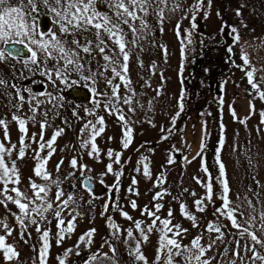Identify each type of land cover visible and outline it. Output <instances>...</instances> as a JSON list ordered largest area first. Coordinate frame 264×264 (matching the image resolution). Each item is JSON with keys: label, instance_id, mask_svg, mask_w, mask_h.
<instances>
[{"label": "rangeland", "instance_id": "1", "mask_svg": "<svg viewBox=\"0 0 264 264\" xmlns=\"http://www.w3.org/2000/svg\"><path fill=\"white\" fill-rule=\"evenodd\" d=\"M111 2L112 0H99L96 8L111 15L114 12V8L109 7ZM195 3L196 0H165L164 3H149L146 5L147 14L137 10L136 15L140 19H130L128 25H122L126 51L129 54L127 77L135 93L131 104L135 109L134 112H130L129 105L123 104L122 101L117 103V107L126 117L127 126L132 129V142L127 149L122 146L124 122L117 118V114H109L104 110L103 105L107 97L105 93V96L99 97L101 100L99 107L94 106L91 101L81 105L82 108L78 106L70 108L65 105L66 102L61 101L47 103L46 97L39 96L38 99L45 103L41 105L34 121L28 119L32 114L26 106L19 112L1 114L0 119L7 123L9 140L4 139V128L0 126V142L6 147L17 146L11 156L5 155L4 159L9 168L15 161L20 183L9 184L8 188L18 187L26 197L31 198L33 192L29 178L38 185H47L50 187L48 199L53 202V208L56 206L57 188L51 184V181L34 175L33 169L37 161L33 158V150L37 148V143L32 142V136L36 134V141H39L40 122L45 120L47 121L44 129L45 141L50 139L54 132L63 129L55 141V152L48 160L46 170L52 180L60 182L59 187L64 193L62 199H67L70 194L74 198L62 212L61 218L66 226L67 221L75 217V230L57 245V220L53 211L45 213L47 217L45 220L36 217L41 229L49 231L50 248L46 264H58L57 257H63L65 264H86L93 255L110 258L113 264H145L144 261H137L134 258L138 243L140 254L146 258V264H157L161 225L157 221V226L148 233L147 226L152 220L141 214L145 206L155 211V204L162 205L157 213L161 219H170L172 225L187 229L182 237H176L182 245L190 246L197 236H202L200 243L205 246L215 240L214 247L205 257L211 258V264H229V261L234 259L236 264H241V261L233 256L234 251H239L240 256L246 258L244 264H252L251 259H248L252 253L246 251L244 247L252 245L250 239L240 236L237 230L231 227L230 222L216 211L222 203L218 199L222 186L216 182L219 171L215 156L218 141L223 135L224 144L220 159L225 165L230 188L228 193L230 207L242 213L236 215L242 228H247L258 239L264 241V230L261 229V214L264 213V124H261L260 115L264 112V99L260 98L258 91L252 89L245 74L247 70L255 69L254 80L259 83L260 91H264V0H211L210 5L208 0H204L202 11L196 13L197 26L193 30L191 16ZM237 9L241 13L240 16L236 15ZM205 12L208 14L207 18L204 16ZM43 15L49 17L51 25L49 30L42 32L56 31L66 48L75 47L70 43L74 39L71 38L72 34H60L59 25L53 22L52 15L46 14V9L41 6L38 20ZM141 21L146 27L142 26ZM177 24L180 26L179 39ZM222 26L223 31H221ZM231 27H235L239 32L240 39L236 44H233L232 35L229 34ZM132 28L136 31L132 32L130 30ZM84 32L85 36L76 40L81 46L91 48V55L80 51V63L84 65V74L88 75L89 70L103 73L96 77L95 83L92 81L87 83L103 93L111 87L107 84V79H113L114 83L120 85L121 97L126 94L131 95L126 93L118 77L113 78L110 66L109 70L105 71L106 62L98 51L99 41L95 34L96 30ZM188 32L192 33L191 44L186 40ZM100 38L105 42L103 46L108 55L112 56L114 52H118L117 46L109 39L107 33L101 32ZM16 39L13 37V40ZM45 39H48L47 35ZM182 39L185 42L183 59ZM27 43L28 41L25 40V44ZM31 47L38 52V60L44 62L41 69L30 64L33 84H44L49 88L59 84L64 85L65 83L56 79L54 74L51 79L47 75L40 74L43 69L52 71L59 67L61 71L64 70V62L59 60L58 54L53 53L57 56L56 60L48 59L35 45ZM229 47H232L231 53L228 51ZM242 52L247 54L251 62V65L243 71L241 70ZM121 62H123L122 57ZM9 64L11 62L6 60L5 65L8 67ZM0 74H3L1 63ZM67 75V84H72L73 80L86 82L80 79L71 65L68 66ZM157 89H160L159 96ZM1 98L5 99L10 107L16 99L13 92L7 98L3 95ZM221 98L223 104H220ZM229 106L234 109L236 119L233 118ZM45 110L48 112L47 116L44 115ZM88 112L95 113V117L83 116ZM14 114L27 121L26 143L29 147L23 159L17 158L21 133L17 123L12 120ZM78 114H82L84 121L75 117ZM174 116L176 121L173 125ZM98 117L104 119V132L95 140L99 155L90 157L88 152L91 150V145L82 148L81 144L89 140L91 135V129H86L85 125L89 121L95 123ZM240 120H245V123L241 124ZM221 124H223V132ZM82 129H85L83 133ZM169 129L171 131H168ZM164 136H167V139H163ZM202 141L203 150H201ZM109 149L113 150L114 155L117 152L121 153L119 164L113 162L114 156L113 159H109L107 155ZM41 155L47 156V149ZM74 157L78 164L87 166L83 173L78 168L73 169L70 166V161ZM170 157L174 160L171 164L168 163ZM61 160L63 164L57 171L56 166ZM202 160L208 170L207 173L202 170ZM109 163L113 165V173L107 172ZM144 163H147L149 168L150 175L147 177L143 174ZM115 172H122L118 188H112L117 183ZM161 176H163L162 183L157 180ZM84 178H90L94 183V189L90 192L81 186V180ZM133 178L137 181L135 185L132 183ZM210 178L213 185V199L204 200V211H197L194 201L206 196L205 185ZM197 179L203 183H197ZM3 187L4 185L0 184V189ZM158 192L165 194L161 199L154 200L153 197ZM8 195L15 197V193L11 191ZM0 200H4L3 195H0ZM132 201L137 204L135 210L131 207ZM5 203L6 207L0 204V222L6 223L12 229V234L7 236L0 224V235H6V243L15 248L19 257L5 261L0 251V264H39L38 254L42 246L40 233H37L36 226L29 224L27 220H25L26 227L21 228L13 215L19 214V209L12 202L5 201ZM106 204H108L107 210ZM181 204L185 205L188 214L195 217L194 221L181 214ZM170 209L171 217L168 216ZM121 211L131 216L132 220L125 219ZM250 216L254 220H250ZM135 221L141 222L147 240L142 239L141 232L135 228ZM110 223L115 224L116 228H111ZM193 223L197 227H193ZM209 223L221 228L223 240H216L218 234L215 231H206ZM90 229H95L90 238L91 244L81 243L78 249L80 255H76L79 238ZM128 229H132L131 238L127 235ZM22 234L23 239H21ZM255 247L260 255H264V247L260 245ZM66 249H73V252L65 257ZM130 252L133 254L130 255ZM164 260L165 256L161 254L159 264H164ZM174 264H185V262L182 257L177 256ZM255 264H261V261L257 260Z\"/></svg>", "mask_w": 264, "mask_h": 264}, {"label": "snow or ice", "instance_id": "2", "mask_svg": "<svg viewBox=\"0 0 264 264\" xmlns=\"http://www.w3.org/2000/svg\"><path fill=\"white\" fill-rule=\"evenodd\" d=\"M99 0H0V41L4 43H10L13 40V37L17 38L15 40L16 43L25 44V40L28 41L25 44V47L28 48V51L31 53L29 60L25 61V66L27 67L29 62L31 65H35L37 69L43 68V63L38 60V52L31 47V45H35L37 49L40 50L48 59L56 60L57 56H54L53 53H57L59 60L64 62V70L61 71L59 67L54 68V70L50 71L44 69L40 71L41 75H47L49 79L52 78L53 74L55 75L56 79L60 80L61 82L65 83L67 86L68 80V66H73L75 72L80 76L81 80L84 81H92L95 83V79L98 75H103V73H94L89 70V74H84V65L80 63V51L91 55V48L89 46H81L78 41L75 39L71 40L70 43L74 45L73 48H66L64 43H62V38L57 35L56 31H48L44 33L39 30V20L38 15L40 11V7L43 6L46 9V14L50 13L53 17V22L59 25L58 31L62 35L67 34H75L77 31H88L90 28L96 29V37L99 41L97 45L98 51L102 54L104 61L106 62L104 68L105 71L110 70L113 73V78H119L121 83L124 85L126 89V93H131V95L126 94L124 97H121L119 94L120 85L116 84L113 85V79H107V84L113 85L111 89V96L106 97V102L104 103V110L108 111L109 114H117V118L124 122L123 127V138H122V146L124 149H127L132 142V129L127 126L126 117L123 114L122 110L117 107V103L121 102L125 105H129L128 110L130 112H134L135 109L131 107L133 103L132 96L135 95L134 90L131 89V81L127 77L128 71V64L127 61L129 59L128 51H126V42L124 40V28L122 25H128L129 20H136L140 19L136 12L137 10L144 12L147 14V7L149 3L158 4L164 3L165 0H112L109 4L110 8H114L115 11L109 15L108 13H104L99 11L96 8V4ZM209 5L211 4V0H208ZM204 0H196V3L192 7V16H191V27L194 30L196 28V13L202 11L203 9ZM179 7V5H176ZM207 13H204L205 18H207ZM219 15V13H217ZM236 15L240 16L241 13L239 9L236 11ZM126 17V18H125ZM161 18H162V11H161ZM142 26L146 27L143 21H141ZM132 32L136 30L134 28L130 29ZM223 26L221 31H223ZM177 37L180 38V26L177 24ZM187 31V30H186ZM101 32L107 33L110 40L117 46L118 52H114L112 56L108 55L105 50L104 41L100 38ZM230 35H232L233 44L239 42L240 36L239 32L235 27L230 28ZM234 34V35H233ZM45 35H47L48 39H45ZM192 33L188 32L187 35V43L191 44ZM39 37V39H37ZM90 43V42H88ZM133 44L135 41L132 42ZM79 50V51H78ZM19 49L17 50V54H19ZM166 51V50H165ZM185 51V42L181 40V54L182 59ZM229 53L232 52V47L228 48ZM121 57L122 61L121 62ZM5 53L0 51V61L5 59ZM241 59L243 61V66L241 70H245V68L251 65V62L248 59L246 53L242 52ZM32 70V69H29ZM254 71L247 70L245 72L248 83L252 87V89L259 92L260 98L264 99V91H260L259 83L255 82L254 80ZM163 79V77H162ZM73 85L77 83V81H71ZM6 82L4 80H0V85H5ZM15 88V85H12ZM21 91L27 92L29 94V99L25 100V97L21 95ZM90 91L93 95L92 103L94 106L99 107L101 104V100L99 97L105 96L104 93L99 92L95 87H91ZM160 95V89H157V96ZM39 96H47L48 100L47 103H53L54 101H58L59 97H54L51 93H32L31 89H17L16 97L19 100V103L14 104L16 111L19 112L22 110L24 103H28L29 111H31L32 116L28 119L35 120L37 112L40 110L41 105L45 103V101H41L38 99ZM183 96V91H182ZM34 102V103H33ZM138 103V102H137ZM151 104V101H149ZM220 104H223V99H220ZM182 109V103H181ZM230 112L233 115V118L236 119V113L231 106H229ZM88 111V110H86ZM74 115L76 113H73ZM89 115L94 113L88 112ZM44 115L47 116L48 112L45 110ZM179 115V113H177ZM261 124H264V112H261ZM247 117L245 118V120ZM12 120L15 121L18 125V130L21 133L20 140H19V150H18V159H23L26 156V150L28 149L29 145L26 143L27 137V121L24 118H21L18 115H13ZM245 120H240L241 124L245 123ZM176 121V117L174 116L172 119V124L174 125ZM97 125L99 127L97 128ZM0 126L4 128V139L9 140V134L7 130V123L0 119ZM47 126V121L40 122V133H39V141H36V134L32 136V142L37 143V148L34 151V159L37 161L33 172L36 177H40L46 181H51L52 185H55L57 191L55 193V208H53V202L48 199V193L50 191V187L47 185H38L34 181L29 178L30 187L33 192V196L31 198L26 197L24 193H22L18 187H12L11 189L8 188L9 184L18 185L20 183L19 172L16 168L15 161L12 162L11 168L8 167L7 163L5 162V155L11 156L13 150L16 149V145H11V147H6L4 143L0 142V184H3V189H0V195L4 196V200H0V204H4L6 207L5 201H9L14 203L17 208L19 209V214H13L18 225L21 228H25V220L29 224H33L36 226L37 233H40V240L42 241V246L38 254L39 264H46L47 254L50 248V244L48 242L49 231L47 229L42 230L39 220L36 219L38 216L40 220H45L47 217L45 213L49 211H53L54 216L57 220V240L56 243L59 245L66 237V235L71 234L75 228V217L73 219L68 220L65 226V221L61 218L62 212L67 209L69 202L73 201V196L70 194L68 195L67 199H62L64 196L63 191L60 189L59 185L60 182L58 180H52L50 173L46 170V165L48 160L52 157L55 152L54 144L58 136L61 135L63 129L57 130L53 133L52 137L47 141L44 140V129ZM85 128L91 129V135L89 140L83 141L81 147H87L89 144L91 145V150L88 152L90 157L98 156L99 149L95 143L96 137L101 135L104 132V119L103 117H98L96 122L93 123L91 121L85 125ZM221 129L223 132V124H221ZM85 129H82L81 132L83 133ZM168 131H171L169 129ZM163 139H167V136L162 137ZM109 139H112L109 137ZM224 144V137L221 135L220 140L218 141V147L216 150V162L218 165L219 171V178L217 179V183L222 186V191L218 196V199L222 201L221 205L216 209L217 213H220L226 220H228L231 224V227L237 230V233L250 239L252 245H245V250L250 251L252 253L251 259L252 264H255V261H261V264H264V255H260L257 252L255 245H260L264 247V241L258 239V237L247 228H242L239 224L238 220L236 219V215H242V213H238L237 209L230 207L231 201L228 198V193L230 188L227 183L226 178V171L225 165L220 159V152L222 150ZM204 144L203 141L201 143V150H203ZM47 149V156H42L41 154ZM109 159H113V162L119 164L121 162L120 157L121 153L117 152L113 153V150L109 149L107 153ZM199 155V153H198ZM146 159V158H144ZM174 160L170 157L168 163H173ZM63 164V160L57 164L56 168L59 171L61 165ZM70 166L73 169H77L83 173L86 169V165L78 164L77 159L74 157L70 161ZM202 170L207 173V168L203 163L202 160ZM139 170V169H138ZM107 172L113 173V165L109 163L107 165ZM143 174L147 177L150 175L149 168L147 163H144L143 166ZM114 175L116 176L117 183L112 186V188H118L119 180L122 175V172H115ZM158 182H163V176L157 178ZM88 183H90V178H88L84 182V186L87 187ZM103 183V181H101ZM133 185L137 183L135 178L132 181ZM197 183H203L199 179H197ZM207 189L206 196L194 201L197 211H204L203 203L204 200L212 201L213 199V185L211 182V178L207 185H205ZM111 190V189H110ZM131 191V188L129 189ZM11 191L15 193V197L12 195H8V192ZM91 191V189H89ZM138 194V193H136ZM165 193L158 192L153 199H161ZM195 195V193H193ZM131 207L135 210L137 208V204L135 201L131 202ZM155 211L147 208L142 210L141 214L148 216L152 223L147 226V232L150 233L153 228L157 226V221H159L161 227V235L159 238L160 246L157 249V257L156 261L159 264L161 259V254L165 256L164 264H174L175 257L179 256L182 257L185 264H211V258H205L206 253L210 251L214 245L215 240L208 243L206 246L200 243L202 236L195 237L190 246L182 245L180 241L176 237H182L183 233L187 232V229H182L179 225H172L170 219H161L157 213L162 208L161 204H155ZM108 204L105 205V209L107 210ZM181 214L186 216L190 220H195V217L188 214L185 211V205H180ZM103 215V213H102ZM121 215L128 220H132V217L129 216L126 212L121 211ZM168 216H172V210H169ZM250 220H254L253 217H249ZM111 218L109 217V221ZM2 224L5 233L7 236L12 234V229L8 227L6 223L0 222ZM111 228H116L115 224H109ZM134 226L137 230L141 232V237L144 240H147V234L144 229L141 228V222L135 221ZM193 227H197L195 223H193ZM261 229L264 230V213L261 214ZM119 231V229H117ZM206 231L213 232L215 231L218 235L216 240H223V232L221 228L218 226H214L212 223H209ZM95 229H90L88 233L82 235L79 238V241L76 245V255H80L78 251L80 244H91V237L94 234ZM171 233V236H169ZM6 235H0V251H2L5 261H11L14 258L18 259L19 253L15 250L12 245L6 243ZM127 235L129 238L132 237L133 232L132 229L127 230ZM88 237L89 239H86ZM21 239H23V234L21 235ZM27 242V241H25ZM239 247V242H236ZM73 252V249H66L64 256H68ZM187 253V255H185ZM133 254L130 252V255ZM227 254V249L225 250V255ZM233 256L237 257L241 264H244L245 257L240 256L239 251H234ZM96 255H93L89 258V261H86V264H91V261L96 260ZM134 258L137 261H144L146 264V258L144 255L140 254V245L139 243L135 247ZM58 264H65V259L63 257H57ZM229 264H236V260L229 261Z\"/></svg>", "mask_w": 264, "mask_h": 264}, {"label": "flooded vegetation", "instance_id": "3", "mask_svg": "<svg viewBox=\"0 0 264 264\" xmlns=\"http://www.w3.org/2000/svg\"><path fill=\"white\" fill-rule=\"evenodd\" d=\"M42 17H48V16L43 15ZM93 29L94 28H90L89 31H93ZM84 36H85V32L79 31V33L76 32L75 34H72L71 38L78 40L80 38H83ZM8 44L18 45L19 50H20L19 54H17V51H15L12 55L10 54L8 55L6 51V47L8 46ZM0 51H3L6 57L3 61H0V63L3 66V74H0V80H4L6 82L5 85H0V116L4 112L11 113V112L16 111L13 105L19 102L18 98L16 97L17 89H21V90L31 89L32 93H36V94L41 93V92L51 93L52 96L60 98L58 101H61L62 103L66 102L65 105L70 108L75 107V106L82 108L81 105H86L92 101L93 95L90 91L91 85L88 84L87 82H77L75 85L67 84V86L66 84L64 85L59 84L57 86H54L53 88H49V86H45L44 84H33L32 70H29V69H32V66H30V62L27 67L25 66V61L29 60V57L31 56L29 55L28 48L25 47V44L16 43L15 40H12V42L10 43L1 42ZM21 52H25V54ZM6 60L11 62V64H9L8 67L5 65ZM116 84H119V83L113 82V85H116ZM12 85H15L16 87L13 88ZM113 85H111V87L107 91H103V93L107 94V97L111 96V89ZM75 90L82 92L80 93L81 95H87L88 98L86 99V101H82V98L81 96H79V94L73 95L72 91H75ZM11 92L14 93V96L16 99L12 103V106L10 107L7 104V101L1 98V95H3L4 98H7V96ZM20 94L25 97V100L29 99V94L27 92L21 91ZM44 97H46V102H47L48 97L47 96H44ZM25 106L29 110L28 103H24L22 110H24ZM94 114L92 115L87 114L83 116H89V118H91L92 116L95 117ZM75 117H78L80 120L84 121V117H82V114H78Z\"/></svg>", "mask_w": 264, "mask_h": 264}, {"label": "water", "instance_id": "4", "mask_svg": "<svg viewBox=\"0 0 264 264\" xmlns=\"http://www.w3.org/2000/svg\"><path fill=\"white\" fill-rule=\"evenodd\" d=\"M39 26H40L41 31H45V30H47V29L50 27V22H49L48 18H47V17L42 18V19L39 21ZM17 47H18V46H16V45L8 44V46L6 47V51H7L8 54L12 55L15 51L18 50ZM39 89H40V88H39ZM72 93H73V95H75V94H79V96H81V98H82V101H86V99H87V97H88L87 95H81L80 93H82V92L77 91V90L72 91ZM86 180H87V179H83V180H82V186H83L86 190L89 191V189H92V188H93L94 184H93V182L90 180V183H88L87 187H85V186H84V182H85Z\"/></svg>", "mask_w": 264, "mask_h": 264}, {"label": "trees", "instance_id": "5", "mask_svg": "<svg viewBox=\"0 0 264 264\" xmlns=\"http://www.w3.org/2000/svg\"><path fill=\"white\" fill-rule=\"evenodd\" d=\"M91 264H113V261L110 258L97 257Z\"/></svg>", "mask_w": 264, "mask_h": 264}]
</instances>
